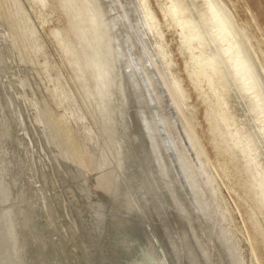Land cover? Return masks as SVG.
Listing matches in <instances>:
<instances>
[{
  "label": "rangeland",
  "instance_id": "obj_1",
  "mask_svg": "<svg viewBox=\"0 0 264 264\" xmlns=\"http://www.w3.org/2000/svg\"><path fill=\"white\" fill-rule=\"evenodd\" d=\"M180 1L0 0L12 264H264V0Z\"/></svg>",
  "mask_w": 264,
  "mask_h": 264
},
{
  "label": "bare ground",
  "instance_id": "obj_2",
  "mask_svg": "<svg viewBox=\"0 0 264 264\" xmlns=\"http://www.w3.org/2000/svg\"><path fill=\"white\" fill-rule=\"evenodd\" d=\"M207 6L208 7H207V9L205 11L206 12L205 14H206V16L208 18V21L210 22L211 28L214 31L215 37L217 38L218 42L221 43L222 47L224 48V54L227 56L228 62H230V66L232 67L231 69L233 70L232 73L235 75L237 81L241 85L242 92L249 93L250 94L251 100L253 101V104H254V105H252V107L255 106V109L258 108L259 111H257V109H256V112H260V114L262 116V119L261 120L264 123V108L261 105L262 104V93L263 92H262V90L260 92V88L261 87H259L260 86L259 85V82H258L259 79H258V77H256V75L254 73V71H255L253 69L254 67H253V65H251L250 59H249V61H247L245 59V57H243L242 52L239 51L237 47L235 48V44H234V40H233L234 39L233 34L230 31V29L228 27L229 25H227V23H226L227 21H226L224 15H222L221 10L214 4L213 1L210 2V4L207 5ZM175 11H176L177 14H180L181 13V9H179L178 7H175ZM149 18H151V17H149ZM152 21H153V19H152ZM186 26L187 27H190V23L187 22L186 23ZM192 32H194L193 35L195 37H198L199 38L200 35H199L198 32L195 31L194 28L192 29ZM250 96H249V98H250ZM63 133H65V132H63ZM72 148H73V146H72Z\"/></svg>",
  "mask_w": 264,
  "mask_h": 264
},
{
  "label": "water",
  "instance_id": "obj_3",
  "mask_svg": "<svg viewBox=\"0 0 264 264\" xmlns=\"http://www.w3.org/2000/svg\"><path fill=\"white\" fill-rule=\"evenodd\" d=\"M0 264H12L9 254L8 243L6 242L4 228L0 217Z\"/></svg>",
  "mask_w": 264,
  "mask_h": 264
},
{
  "label": "snow or ice",
  "instance_id": "obj_4",
  "mask_svg": "<svg viewBox=\"0 0 264 264\" xmlns=\"http://www.w3.org/2000/svg\"><path fill=\"white\" fill-rule=\"evenodd\" d=\"M143 264H152V262L149 259H145L144 262H143Z\"/></svg>",
  "mask_w": 264,
  "mask_h": 264
}]
</instances>
